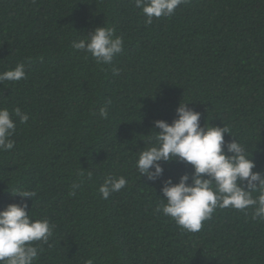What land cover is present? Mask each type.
Segmentation results:
<instances>
[{
    "label": "trees",
    "instance_id": "trees-1",
    "mask_svg": "<svg viewBox=\"0 0 264 264\" xmlns=\"http://www.w3.org/2000/svg\"><path fill=\"white\" fill-rule=\"evenodd\" d=\"M103 26L124 40L110 65L71 47ZM19 63L26 77L0 82V108L29 119L14 117L15 147L0 152V211L36 192L26 211L54 228L34 264H264V221L251 208H217L184 231L155 209L162 182L191 166L162 165L156 182L136 169L156 145L153 122L170 125L189 103L202 127H228L225 142L264 175V0H188L151 24L135 0H0V73ZM121 176L126 187L102 199L104 180Z\"/></svg>",
    "mask_w": 264,
    "mask_h": 264
},
{
    "label": "clouds",
    "instance_id": "clouds-1",
    "mask_svg": "<svg viewBox=\"0 0 264 264\" xmlns=\"http://www.w3.org/2000/svg\"><path fill=\"white\" fill-rule=\"evenodd\" d=\"M188 0H135V7L141 9L145 23L153 19L169 17L182 3ZM124 40L115 35L109 27L95 28L83 38L73 40L75 51L91 56L97 64L110 65L123 50ZM118 74V70L114 69ZM26 77L25 64L19 63L13 69L0 73V82H19ZM189 104V103H188ZM180 103L176 119L169 125L162 120L153 122L159 129L156 145L140 151L136 169L140 178L156 182L164 173L162 165L177 161L190 165L191 175L179 177L177 183L164 180L160 199L155 211L173 220L187 232H198L202 223L211 218L217 208H231L239 211L252 209V218L264 221V175L254 172L256 164L245 147L235 139L226 143L224 136L229 128L200 125L201 114ZM101 119H107V108L99 109ZM24 124L29 116L19 108L10 112L0 108V152L15 147L12 139L16 130V119ZM80 176L83 177V171ZM92 173H87L91 179ZM73 188H78L80 183ZM124 177H108L99 188L101 198L107 200L113 193L126 187ZM70 192L69 195H73ZM257 194V195H253ZM20 204H10L0 211V264H34L41 248L47 243L54 226L47 219L33 220L26 211L24 198L32 200L35 191H18ZM86 264H92L89 260Z\"/></svg>",
    "mask_w": 264,
    "mask_h": 264
}]
</instances>
